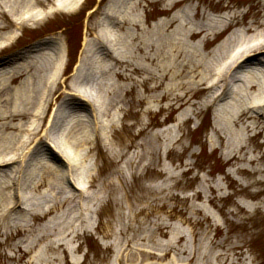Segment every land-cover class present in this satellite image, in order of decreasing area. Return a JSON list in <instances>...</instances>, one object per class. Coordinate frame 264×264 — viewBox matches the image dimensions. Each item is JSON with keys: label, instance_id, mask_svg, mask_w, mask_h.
<instances>
[{"label": "rangeland", "instance_id": "obj_1", "mask_svg": "<svg viewBox=\"0 0 264 264\" xmlns=\"http://www.w3.org/2000/svg\"><path fill=\"white\" fill-rule=\"evenodd\" d=\"M128 1L83 0L69 12H57L34 28L28 26L21 37L19 33L13 49L5 48L0 53V60L10 66L17 60L14 55L40 41L56 49L59 43L53 39L57 38L71 46V65L64 76L68 80L84 44L94 37V24L101 22V9L113 11ZM135 1L148 13L147 25L159 18L154 14L161 3ZM190 1L207 18L232 15L242 27H256L264 16L263 0ZM90 9L94 12L90 13ZM201 23L209 29L215 27L206 19ZM234 29L237 27L231 26L220 35L208 36L205 47L199 44L196 52H190L197 55L201 51L203 61L213 66L224 63L236 40L223 42ZM195 43L196 39L190 42ZM263 52L254 55L262 54L256 57L264 59ZM193 95L191 104L174 105L170 111L164 109L165 102L151 103V114L140 112L136 118H128L127 114L141 108L134 110L125 105L126 114H120L115 128L104 133L106 141L117 142L118 136L127 140L142 127L147 128L146 132L129 141L130 147L119 160L113 159L107 147L93 150L91 172L79 181L80 192L58 184L73 200L46 216L61 219L48 225L46 241L30 249L27 241L35 234L15 236V226L26 223L28 230L40 227L45 220L34 222L24 215L25 206L43 213L35 200L30 206L26 197L49 193L47 186L28 191L24 182L29 181L32 171L27 160L19 171V184L10 188L4 184V198L0 200V264H264V119H241V124L251 128L244 132L243 146L238 149L234 145L238 136L230 132L226 120L215 118V107L208 105L207 96ZM60 105V117L71 110ZM238 130L239 126L234 128V132ZM117 150V146L112 148L113 152ZM16 166H0V175L8 174L0 179L7 182ZM67 208L73 212L72 217L82 216V209H87V221L78 219L72 223L74 237L58 236L56 231V222L68 215ZM2 232L8 237L13 234L12 238ZM49 240L64 244V251L49 249ZM16 241L28 249L21 261H17L20 253L13 247Z\"/></svg>", "mask_w": 264, "mask_h": 264}, {"label": "bare ground", "instance_id": "obj_2", "mask_svg": "<svg viewBox=\"0 0 264 264\" xmlns=\"http://www.w3.org/2000/svg\"><path fill=\"white\" fill-rule=\"evenodd\" d=\"M148 1L161 3L154 14L159 18L148 25L147 12L135 0L118 5L113 11L102 8L101 22L93 26L94 37L84 44L68 80L64 76L71 65V46L57 38L53 39L59 43L56 49L40 41L28 44L22 53L14 55L13 59L19 62L13 60L6 66L0 60V151L5 153L0 156V166L17 165L7 182L0 179V200L4 198V184L8 188L19 184V171L27 160L32 171L29 181L24 182L28 191L47 186L49 193L26 197L30 206L35 200L43 213L25 206L24 215L34 222L45 220L40 227L28 230L26 223L15 226V236L24 232L35 234L27 241L29 249L46 241L48 225L61 219L46 216L73 200L58 184L80 192L79 181L91 172L93 150L107 147L113 159L119 160L130 147L129 141L146 132L147 128L142 127L127 140H121L114 131L117 142L106 141L104 133L115 128L120 114H126L125 105L134 110L141 108L127 114L128 118H136L140 112L150 115L151 103L165 102L164 109L170 111L174 105L191 104L193 94L203 93L208 105L215 107V118L226 120L230 132L238 136L234 144L238 149L243 146L244 132L251 128L247 123L241 124V119H264V59L256 57L262 54L254 55L264 51V16L256 27L250 24L242 27L232 15L207 18L190 0ZM82 2L0 0V53L5 48L13 49L19 33L21 37L28 26L34 28L57 12H69ZM203 19L215 27L204 26ZM194 20L198 22L193 23ZM231 26L237 29L223 43L236 40V45L224 63L213 66L203 61L201 51L197 55L190 52V49L196 52L199 44L205 47L208 36L220 35ZM195 39V45H191ZM61 103L71 110L60 117ZM237 126L239 130L234 132ZM63 146L76 151L77 156ZM114 146L118 147L115 152ZM67 210L65 219L56 222V231L58 236L74 237L72 223L78 219L87 221V209H82L86 213H82L83 217H72L73 212ZM1 234L6 238L13 235ZM13 247L20 253L17 261H21L28 249L22 248L19 241ZM47 247L54 251L65 248L53 240L48 241Z\"/></svg>", "mask_w": 264, "mask_h": 264}]
</instances>
